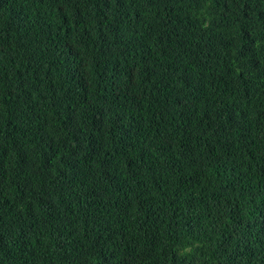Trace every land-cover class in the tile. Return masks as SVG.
<instances>
[{
	"label": "trees",
	"instance_id": "16d2710c",
	"mask_svg": "<svg viewBox=\"0 0 264 264\" xmlns=\"http://www.w3.org/2000/svg\"><path fill=\"white\" fill-rule=\"evenodd\" d=\"M0 73V264H264V0H0Z\"/></svg>",
	"mask_w": 264,
	"mask_h": 264
},
{
	"label": "clouds",
	"instance_id": "9594fccd",
	"mask_svg": "<svg viewBox=\"0 0 264 264\" xmlns=\"http://www.w3.org/2000/svg\"><path fill=\"white\" fill-rule=\"evenodd\" d=\"M1 78H2V75L0 73V80ZM119 211H120V215H121V219H122L124 227L127 230L138 232L139 228L137 227V218L135 214L133 213V211L131 210V208L127 210H119Z\"/></svg>",
	"mask_w": 264,
	"mask_h": 264
},
{
	"label": "bare ground",
	"instance_id": "6f19581e",
	"mask_svg": "<svg viewBox=\"0 0 264 264\" xmlns=\"http://www.w3.org/2000/svg\"><path fill=\"white\" fill-rule=\"evenodd\" d=\"M211 41H212V40H211ZM99 125H100V124H99ZM40 131H41V130H40ZM42 131H43V130H42ZM1 143H2V142H1ZM0 146H1V145H0ZM12 154H13V153H12ZM4 155H5V154H4ZM15 157H16V156H15ZM25 158H26V157H25ZM4 160H5V159H4ZM18 160H19V159H18ZM7 161H8V160H7ZM47 164H48V163H47ZM4 170H5V169H4ZM6 172H7V171H6ZM82 178H83V177H82ZM86 182H87V181H86ZM19 186H20V185H19ZM82 186H83V185H82ZM17 192H18V191H17ZM19 192H20V191H19ZM24 193H25V192H24ZM20 194H21V193H20ZM20 194H18V195H20ZM18 195H17V196H18ZM57 197H58V195H57ZM58 201H59V200H58ZM58 201H57V202H58ZM78 235H79V234H78ZM78 237H79V236H78ZM11 253H12V252H11ZM4 255H5V254H4ZM4 257H5V256H4ZM2 258H3V257H2ZM9 262H10V261H9Z\"/></svg>",
	"mask_w": 264,
	"mask_h": 264
}]
</instances>
